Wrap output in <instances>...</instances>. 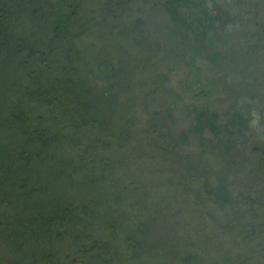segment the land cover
Returning <instances> with one entry per match:
<instances>
[{
  "label": "rangeland",
  "instance_id": "1",
  "mask_svg": "<svg viewBox=\"0 0 264 264\" xmlns=\"http://www.w3.org/2000/svg\"><path fill=\"white\" fill-rule=\"evenodd\" d=\"M212 1L235 13L234 28L195 44L196 32L186 31L165 0H130L108 15L104 0H65L77 7L68 29L73 39L58 45L44 67L22 65L21 58L0 64V140L19 144L37 122L57 144L48 160L31 163L33 175L47 179L43 212L71 209L39 232L33 253L44 257L27 264H77L90 241L103 245L104 256L88 264H231L235 258L264 264V234H244L264 225V151L247 144L221 155L195 132L206 108L220 123L245 100L256 111L264 105V0ZM31 7L24 0L15 17H32ZM34 23L15 22L13 40L43 48L48 39ZM30 73L32 84L56 102L26 100ZM65 78L68 86L60 85ZM12 109L25 113L15 131ZM257 116L252 133L259 131ZM77 120L88 124L64 127ZM90 142L97 146L88 170L51 177L58 165L75 167ZM14 258L0 249L1 261Z\"/></svg>",
  "mask_w": 264,
  "mask_h": 264
},
{
  "label": "trees",
  "instance_id": "2",
  "mask_svg": "<svg viewBox=\"0 0 264 264\" xmlns=\"http://www.w3.org/2000/svg\"><path fill=\"white\" fill-rule=\"evenodd\" d=\"M29 3L32 2L30 9V15L32 17H15L22 13V3L24 0H0V64H9L11 60L21 58V64L33 62L38 67H44L47 64L48 55L56 50V47L61 43L66 44L73 35L68 34V29L76 21V15L74 11L77 10L74 2L67 4L65 0H27ZM130 0H104L105 14H114L120 12L123 5H127ZM206 0H165L166 8L169 13L186 23V31L196 32L194 33L199 42L202 40H208L210 38H217L218 35L225 34L226 29L234 28L235 25L233 18L235 13H230L228 9L223 6V1L218 4L205 3ZM225 2V1H224ZM107 14V15H108ZM189 17V18H188ZM196 17L195 19H191ZM24 20L28 24L34 22L38 24V27L44 31V36L47 40L45 46L42 48L38 44L28 43V41H20L17 37L13 40L11 34L12 27L15 22ZM12 26V27H11ZM214 30L221 31L220 34L215 36L212 35ZM71 32V30H70ZM199 40V41H198ZM45 41V40H44ZM199 43H197L198 45ZM29 86L26 88L25 98L29 101H38L39 103H45L51 105V102H56V95L53 101L48 96L41 93V90L32 84L35 81V76L30 73ZM60 85L68 86V80L60 79ZM251 100H245L236 109H233L234 114L220 123L217 115L209 111V109L202 110V114L198 119H195V132H199L202 135L200 143L203 145H209L214 142L218 148L221 149V155L231 154L239 146L251 144L255 149L264 151V105H260L258 111L252 108L250 105ZM257 103V102H256ZM264 104V102H261ZM263 107V108H262ZM14 109V108H13ZM10 111L9 114V127L13 128L12 131L19 130L18 120L21 115L25 113L16 109ZM258 114L257 118L259 121V127L257 133H253L250 129L253 125V113ZM27 117V116H26ZM26 117L24 120H26ZM78 121V120H77ZM85 121L72 122L69 127L77 129V127H85ZM104 122L101 127L103 126ZM38 123L36 122L28 131V137L23 133L21 134L23 141L19 144L9 143L5 144L0 140V209L5 207L4 211H0V249L6 248L10 254L17 255V258L11 261H1L0 264H27L26 261L35 263L39 258L42 260L44 255L33 253L38 247V242L41 240V233L45 234L49 229L53 218L57 214H61L67 207H59L55 209L54 206L51 208L50 215L43 212V202L41 196L46 193L44 191V183L47 179H43L40 175L34 176L31 169V163L43 162L48 160L46 158L47 150L54 144L52 137L46 132L38 129ZM22 131V130H21ZM206 137L212 139H204ZM206 140V141H203ZM39 141L40 143H38ZM34 142L37 146L36 149L31 145ZM90 142L86 148L81 149L79 160L73 167V164L69 165V169H64L62 166H56L52 169L55 174L51 177L58 178H70L76 170V167L82 170L89 169L88 155L93 151V148L97 144ZM55 144L54 146H56ZM31 146V147H30ZM53 146V147H54ZM28 147V148H27ZM52 147V149H53ZM31 148V150H30ZM55 149V148H54ZM206 149V148H205ZM68 161V160H67ZM65 165V166H66ZM101 166L99 165V168ZM92 169L88 173L91 172ZM102 168H100V171ZM51 174V173H50ZM264 177V172L263 175ZM62 178V177H61ZM250 192V191H249ZM253 198L257 201L264 198V194L260 193L262 198H259L257 194H253ZM250 196V195H249ZM260 196V197H261ZM251 198L244 197L247 207L253 206L252 203L248 205V201ZM10 211H14L10 213ZM236 211V210H235ZM237 212V211H236ZM42 213V215H40ZM120 219V217H119ZM118 220V218H117ZM231 227V225H230ZM227 228V227H226ZM229 228V227H228ZM262 228V229H261ZM264 234V225L253 226L248 229L244 234L248 237H253L257 232ZM62 234V233H59ZM264 236V235H263ZM135 238V237H133ZM262 240L264 238L261 236ZM137 239V238H136ZM136 239H128L129 245L132 247L138 245ZM138 240V239H137ZM27 242V244H26ZM29 242H32L29 244ZM33 244V246H32ZM31 247L33 249H30ZM82 256L84 259L78 260L77 264H88L89 259L102 258L104 256L103 245H97L94 242H86L83 244ZM38 251V250H36ZM39 256V258H38ZM227 257L225 258V260ZM248 260V259H247ZM235 261V262H234ZM234 264H248L249 260L245 258L233 260ZM232 262V263H233ZM231 263V264H232ZM44 264H51L49 260H45Z\"/></svg>",
  "mask_w": 264,
  "mask_h": 264
}]
</instances>
